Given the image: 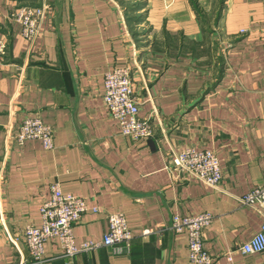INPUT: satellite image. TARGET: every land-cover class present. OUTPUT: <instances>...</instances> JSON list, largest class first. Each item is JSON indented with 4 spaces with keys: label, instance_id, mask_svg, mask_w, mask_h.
<instances>
[{
    "label": "crops",
    "instance_id": "0c3cea01",
    "mask_svg": "<svg viewBox=\"0 0 264 264\" xmlns=\"http://www.w3.org/2000/svg\"><path fill=\"white\" fill-rule=\"evenodd\" d=\"M42 3L41 34L30 44L11 16ZM6 36L0 264L30 262L25 227L41 228L54 182L87 203L77 245L101 240L106 216L117 212L134 238L130 248L66 259L49 239L44 264H192L187 236L176 235L171 221L200 213L214 217L203 239L214 264H264V252L239 251L264 224L239 202L264 187V0H0V40ZM122 68L131 70L140 117L156 124L147 145L123 137L104 103L105 74ZM28 118L54 128L53 151L35 140L9 142ZM190 146L217 153L219 189L175 181L169 156Z\"/></svg>",
    "mask_w": 264,
    "mask_h": 264
},
{
    "label": "built area",
    "instance_id": "2783aa9c",
    "mask_svg": "<svg viewBox=\"0 0 264 264\" xmlns=\"http://www.w3.org/2000/svg\"><path fill=\"white\" fill-rule=\"evenodd\" d=\"M47 12L46 3L40 7L25 6L14 11L11 20L20 27V33L25 41L34 44L40 36L42 22ZM9 37L0 40V66L5 64L9 50ZM104 103L110 117L118 122L121 135L138 143L147 145L155 136L156 124L150 118L140 117V103L133 91V76L131 70L115 69L105 74ZM55 130L44 124L39 118L25 119L15 135H9L12 144L23 146L29 140L43 144L45 150L53 151ZM167 168L175 181L182 182L191 179L201 182L206 187L219 189L224 173L222 172L219 157L216 152L186 147L181 152L169 156ZM51 198L40 209L41 228L35 225L25 227L24 241L30 254V262L20 258L19 264H44L45 244L49 239H57L64 251V258H73L83 252L99 251L102 248H113L123 245L132 246L133 232L128 226L124 213L117 212L106 216L107 231L99 241H85L75 243V226L82 217L89 212L84 199L76 198L71 194L63 193L60 183L51 185ZM241 206L253 208L264 218V187H257L249 194L239 198ZM94 213L101 210L94 208ZM214 217L210 213L200 215L173 216L171 225L176 235L186 234L188 241L189 258L192 264H214L216 258L205 248L204 231L213 225ZM153 234L145 230L144 237ZM11 244L18 249V238L10 236ZM239 251L244 255L264 252V224L261 230L251 237V240L240 246ZM228 262L233 263L232 253L226 255Z\"/></svg>",
    "mask_w": 264,
    "mask_h": 264
},
{
    "label": "trees",
    "instance_id": "16d2710c",
    "mask_svg": "<svg viewBox=\"0 0 264 264\" xmlns=\"http://www.w3.org/2000/svg\"><path fill=\"white\" fill-rule=\"evenodd\" d=\"M194 5H195V4H194ZM195 8H196V10H198V11H199V9H198L197 5L195 6Z\"/></svg>",
    "mask_w": 264,
    "mask_h": 264
}]
</instances>
